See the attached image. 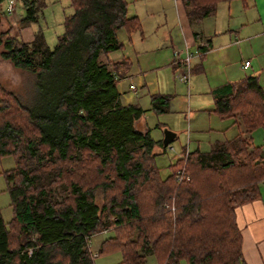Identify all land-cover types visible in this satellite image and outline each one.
<instances>
[{
  "label": "trees",
  "instance_id": "16d2710c",
  "mask_svg": "<svg viewBox=\"0 0 264 264\" xmlns=\"http://www.w3.org/2000/svg\"><path fill=\"white\" fill-rule=\"evenodd\" d=\"M19 1L17 24L24 28L43 1ZM221 1L230 0L182 3L188 19L198 21ZM70 6L52 47L40 30L30 41L8 28L0 32V57L33 74L36 88L23 103L0 84V159L15 160L0 171L12 207L7 223L0 213V264H94L89 243L102 231L113 235L98 253L118 250L123 264H146L148 252L158 264H245L236 207L257 198L264 180V145L251 137L264 126L257 76L212 92L209 110L241 129L206 151H183L161 176L152 149H165L162 138L137 125L145 109L119 98L117 83L130 61L99 58L121 49L117 31L140 30L139 18L128 15L127 0ZM168 103L167 94L150 95L155 113Z\"/></svg>",
  "mask_w": 264,
  "mask_h": 264
},
{
  "label": "rangeland",
  "instance_id": "374dc122",
  "mask_svg": "<svg viewBox=\"0 0 264 264\" xmlns=\"http://www.w3.org/2000/svg\"><path fill=\"white\" fill-rule=\"evenodd\" d=\"M43 4L38 7L37 19L27 27L19 28L17 21L24 14V9L19 0L14 1V10L8 13L5 9L7 0L1 3L3 11L0 12V32L8 28L9 33L18 34L22 40L30 41L33 33L41 31L46 44L52 47L56 37L63 31V20L65 15L71 13L70 0H40ZM167 10L175 11L173 0H166ZM5 9V10H4ZM169 12H171L169 10ZM218 23L221 20H217ZM204 23V22H203ZM208 32H211L214 23L206 21ZM137 33L129 35L123 28L117 31V38L123 43V47L116 51L100 54L101 60H121L127 58L130 61V68L126 76L120 78L117 89L120 92L122 103H132L145 109L137 125L142 130L148 129L153 139H161L165 129L176 133V137L169 143L173 150H163L156 144L152 151L156 153L155 162L160 167L161 176L170 172L169 164L173 163L178 156L184 153L185 148H207L209 143L214 141L216 136L223 132L224 127L217 126L220 116L209 110L213 107V99L210 94L212 82L221 74L222 67L213 61V58L220 60L216 54L207 61L201 60L204 72L190 73L189 84L179 81L176 78L177 69H173V50L171 45L163 44L165 39L163 29L156 33L148 32L143 34L142 39L137 38ZM177 33V32H176ZM179 39L180 35L177 33ZM194 51V50H193ZM202 52H199V55ZM198 55V56H199ZM198 56L194 58H198ZM208 57V56H207ZM192 58V65L197 59ZM34 76L14 67L9 60L0 57V84L13 92L21 102L29 103L35 94ZM134 86V89L130 88ZM37 92V91H36ZM167 94L169 103L167 111L155 113L150 109V95ZM225 123L233 125L226 131L229 138L241 128L238 124L231 123V119L223 118ZM225 125V124H224ZM223 125V126H224ZM184 151V152H183ZM15 160L11 155L3 156L0 159V171L12 168ZM96 203H101L102 193L99 188L94 190ZM0 213L4 223H7L12 216L10 196L4 176L0 173ZM113 231H102L94 234L90 239V249L97 253L94 255V264H123L121 253L118 250L98 253L101 242ZM146 264H156L154 255L151 252L145 254ZM181 264H184L183 261Z\"/></svg>",
  "mask_w": 264,
  "mask_h": 264
},
{
  "label": "crops",
  "instance_id": "0c3cea01",
  "mask_svg": "<svg viewBox=\"0 0 264 264\" xmlns=\"http://www.w3.org/2000/svg\"><path fill=\"white\" fill-rule=\"evenodd\" d=\"M127 2L128 15L137 16L141 22V29L137 33L140 40H143V34L163 29L168 41L162 43H170L172 50L182 52L185 47L190 51L204 50L198 58H194L198 60L192 65L197 70L194 74L204 72L202 59L207 61L216 54L220 60L213 58V61L222 69L219 77L212 82L211 96L213 90L223 84L248 74L257 76L264 92V0L221 1L215 10L198 21L188 19L182 0H173L174 12L167 10L166 0ZM219 19L220 23L217 21ZM207 20L214 23L211 32L205 27ZM245 61L249 62L247 66H244ZM172 67L176 69L177 65L172 63ZM220 118L217 126L225 130L202 151L208 150L215 141L228 139L226 131L233 125L226 124L223 121L225 117ZM251 137L254 144L264 145V126L255 128ZM236 220L242 237L241 251L245 264H264V180L259 183L257 198L236 207Z\"/></svg>",
  "mask_w": 264,
  "mask_h": 264
},
{
  "label": "built area",
  "instance_id": "2783aa9c",
  "mask_svg": "<svg viewBox=\"0 0 264 264\" xmlns=\"http://www.w3.org/2000/svg\"><path fill=\"white\" fill-rule=\"evenodd\" d=\"M14 1L15 0H7V4H6V11L8 13H11L14 10ZM199 55V50H194V51H190L188 50L186 47L184 48V50L182 52H179L178 50H173V63H175L177 65L176 69L177 74H176V78L185 83L186 85L189 84V79H190V73H191V60L192 58H194V56H198ZM248 61H245L244 66L248 65ZM130 88L134 89L133 85H130ZM165 151L167 150H173V147L168 143L165 146Z\"/></svg>",
  "mask_w": 264,
  "mask_h": 264
},
{
  "label": "water",
  "instance_id": "95a60500",
  "mask_svg": "<svg viewBox=\"0 0 264 264\" xmlns=\"http://www.w3.org/2000/svg\"><path fill=\"white\" fill-rule=\"evenodd\" d=\"M176 133L171 130L165 129L163 133V137L161 139L162 144L165 146L166 144L170 143L172 139H174Z\"/></svg>",
  "mask_w": 264,
  "mask_h": 264
}]
</instances>
